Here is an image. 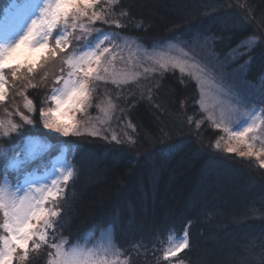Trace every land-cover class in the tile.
I'll return each instance as SVG.
<instances>
[{
  "label": "snow or ice",
  "instance_id": "1",
  "mask_svg": "<svg viewBox=\"0 0 264 264\" xmlns=\"http://www.w3.org/2000/svg\"><path fill=\"white\" fill-rule=\"evenodd\" d=\"M240 19L245 26L264 25V18L257 22L252 10ZM143 27V21L133 16L124 0H21L6 10L0 20V111L3 112L0 142L23 136L10 152L0 147V264H32L41 253L44 264H133L141 251H149L143 240L133 242L128 249L121 248L115 242L113 224L101 229V237L91 247L82 244L79 238L70 241L63 235L70 211L65 207L68 204L65 192L79 168L72 163L70 148L59 147V154L53 157L54 145L49 141L57 140L60 145L64 142L47 134L36 136L26 132L28 126L40 123L48 133L58 136L100 137L134 148L141 136L128 113L141 101L159 114L165 112V107L154 99L159 80H154L151 86L146 84L136 100L129 103L125 98L126 107L112 105L120 113L110 117L118 122L116 127L106 121H100L106 126L98 127L93 123L98 118L91 117L88 110L93 106L97 82H106L110 74L115 75L111 68L122 49L132 44L140 47L126 31ZM261 42L264 36L254 33L241 47L251 51ZM161 47L157 42L153 50ZM145 58L157 65L144 66L145 80L156 72L162 79L170 64L188 74L176 61L162 62L147 50ZM138 77L139 74L132 79ZM128 82L112 80L114 84ZM41 86L48 91L37 107L28 89ZM196 86L202 87L199 83ZM261 92L264 94V85ZM129 94L134 95L131 91ZM17 96L23 100L24 111L15 104ZM196 103L206 112L202 119L187 117L189 125L195 124L197 134L207 120L211 128L222 133L213 145L216 149H221L223 141L224 152L241 160H254L259 169H264V107L259 106L264 105V99L259 104H250L233 93L229 118L221 117L219 121L206 111L202 91ZM77 113L86 118L78 119ZM159 131L166 135L163 126ZM41 170L43 174H39ZM190 226L189 221L179 233L172 226L163 237L155 238L151 248L153 254L159 253L155 257L157 264H185L180 254L191 247ZM257 246L260 256L255 264H264V235L259 238V245L256 240L249 242V248Z\"/></svg>",
  "mask_w": 264,
  "mask_h": 264
},
{
  "label": "trees",
  "instance_id": "2",
  "mask_svg": "<svg viewBox=\"0 0 264 264\" xmlns=\"http://www.w3.org/2000/svg\"><path fill=\"white\" fill-rule=\"evenodd\" d=\"M18 1L0 0V19ZM124 3L144 25L142 29L130 28L125 34L142 47L207 37L222 58L240 53L233 67L242 71L247 87L259 86L264 80V42L251 51L241 47L254 33L264 36V25L245 26L240 19L252 10L259 22L264 18V0ZM154 80L160 81L154 99L166 110L159 114L141 101L128 113L141 136L134 148L100 137L58 136L48 133L40 123L26 128L28 135L47 134L64 142L60 145L57 140L49 141L56 147L52 155L59 154L61 146L70 148L72 163L79 168L65 192V207L70 211L63 235L70 241L83 240L113 224L115 242L121 248L128 249L138 240L149 248L147 253L141 251L134 257L133 264H157L159 253L153 254L151 248L155 238L163 237L172 226L179 233L190 221L191 247L180 254L185 264H255L260 248H249V242L256 240L259 245L264 235V169H259L254 160H241L215 149L219 132L207 120L200 134L194 123H187V117L203 118L196 103L200 97L196 80L177 69H168L162 79L154 76L149 86ZM47 91L41 86L28 89V95L39 107ZM129 92L116 104L126 107L125 98L130 103L139 97L140 93L132 96ZM15 104L24 111L22 98L17 96ZM161 126L166 135L160 134ZM22 136L0 142V147L10 152ZM44 260L41 253L32 264H44Z\"/></svg>",
  "mask_w": 264,
  "mask_h": 264
},
{
  "label": "rangeland",
  "instance_id": "3",
  "mask_svg": "<svg viewBox=\"0 0 264 264\" xmlns=\"http://www.w3.org/2000/svg\"><path fill=\"white\" fill-rule=\"evenodd\" d=\"M20 2L21 0L15 3ZM11 6L8 9H10ZM4 16L5 14L0 20H3ZM138 44L140 47H137L136 44H132L130 47L123 48L120 55L113 62L111 68V72L115 75L113 76L110 74L106 82H97L92 100L93 106L89 108L88 112L91 117L98 118L93 120V123L97 124L98 127L106 126L101 125L100 121H106L111 123L113 127H116L118 122L114 118L110 120V117L120 115V113L118 110L114 111L112 105L116 104L119 100L124 99L129 91L133 92L134 95L140 93L141 89H143L146 84L150 85L154 76H159V72H156L151 74L149 80L144 79V66L153 68L157 67L152 60L145 58V50H147L155 59H159L162 62L176 61L178 64L186 68V73L188 74L185 75L190 77H192L190 74L196 75L198 79L194 80L202 86L199 88V100L201 99L202 91L206 111L213 114L218 121L221 117H223L224 120H228L231 112L229 105L233 93L240 94L250 104H259V101L264 99V94L261 92L264 80L260 82L259 86L252 88L247 87V84L243 80L244 75L242 71L233 67V63L237 61L240 53H233L222 58L215 53L213 50V41L207 37L197 36L186 41L160 43L162 47L156 48L155 50H153V47L146 48L142 47L140 43ZM180 49H183V51ZM185 52L188 53L187 56L185 55ZM185 61H187L186 64L184 63ZM169 69L179 70V67L172 68L170 64ZM137 74H139L138 79L133 80L132 77ZM114 78L118 81L127 79L129 82L126 84H114L112 83ZM118 94L119 99H117ZM109 101H111V103ZM259 106L264 107V105ZM119 107L122 106L119 105ZM199 111L204 117L206 112L201 110V108ZM76 115L78 119L86 118L81 116L80 113H77ZM193 119L195 120L196 117ZM220 135H222L221 132H219V136ZM223 147L224 142L221 141V149L217 150H223ZM54 149H56L55 146ZM56 155H53V157ZM71 156H73L72 153ZM39 174H43V170ZM99 237H101V234L96 236L90 235L81 240V242L87 247H91Z\"/></svg>",
  "mask_w": 264,
  "mask_h": 264
}]
</instances>
